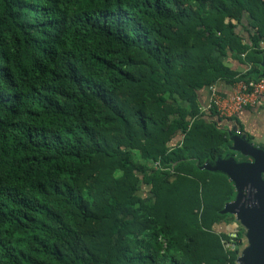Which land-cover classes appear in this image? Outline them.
<instances>
[{
    "label": "trees",
    "instance_id": "16d2710c",
    "mask_svg": "<svg viewBox=\"0 0 264 264\" xmlns=\"http://www.w3.org/2000/svg\"><path fill=\"white\" fill-rule=\"evenodd\" d=\"M263 60L264 0H0V264L233 263L198 90Z\"/></svg>",
    "mask_w": 264,
    "mask_h": 264
},
{
    "label": "water",
    "instance_id": "95a60500",
    "mask_svg": "<svg viewBox=\"0 0 264 264\" xmlns=\"http://www.w3.org/2000/svg\"><path fill=\"white\" fill-rule=\"evenodd\" d=\"M228 139L233 154L217 158L212 165L206 163L203 168L224 173L233 184L235 197L221 212L233 215L246 231L248 245L237 262L264 264V148L236 130L229 133Z\"/></svg>",
    "mask_w": 264,
    "mask_h": 264
},
{
    "label": "crops",
    "instance_id": "0c3cea01",
    "mask_svg": "<svg viewBox=\"0 0 264 264\" xmlns=\"http://www.w3.org/2000/svg\"><path fill=\"white\" fill-rule=\"evenodd\" d=\"M243 58V56H241ZM264 61V60H263ZM228 66L238 72L239 74H244L250 69V65H245L241 60L236 58L226 59ZM261 73L263 75V66L261 62ZM216 87L217 93L221 96H229L233 90V84H227L223 82H218L214 84ZM209 97L208 87H203L198 90V99L200 102V107L203 111L207 105ZM221 128L224 129L229 137L231 131H238L243 134L246 138H250V142H253L255 145H258L261 148H264V95L259 98L257 105L254 107L245 108L237 115L230 119H224L222 121ZM248 140V139H247ZM233 216V215H232ZM234 217V216H233ZM240 226L236 220L224 221L215 226L217 231L221 232H232L237 231Z\"/></svg>",
    "mask_w": 264,
    "mask_h": 264
},
{
    "label": "built area",
    "instance_id": "2783aa9c",
    "mask_svg": "<svg viewBox=\"0 0 264 264\" xmlns=\"http://www.w3.org/2000/svg\"><path fill=\"white\" fill-rule=\"evenodd\" d=\"M243 56V54H241ZM209 97L205 110L215 109L218 117L230 119L245 108L257 105L259 98L264 95V76L256 80H238L233 84V90L229 96H221L216 91L214 84L208 87ZM153 167L158 168L159 162H153ZM220 242L225 250L241 252L242 236L237 231L227 233V238H221ZM237 253V257H238ZM239 264L237 259L232 263Z\"/></svg>",
    "mask_w": 264,
    "mask_h": 264
},
{
    "label": "rangeland",
    "instance_id": "374dc122",
    "mask_svg": "<svg viewBox=\"0 0 264 264\" xmlns=\"http://www.w3.org/2000/svg\"><path fill=\"white\" fill-rule=\"evenodd\" d=\"M258 146V145H257ZM238 158H239V156H238ZM235 219V218H234ZM239 226H241L240 224H239ZM242 227V226H241ZM243 228V230H244V233H243V236H242V246H241V248L243 249V248H245L247 245H248V240H247V237H246V231H245V228L244 227H242ZM242 249H241V251H242ZM241 254V252L239 251V253H238V257H239V255ZM237 257V258H238ZM236 258V259H237Z\"/></svg>",
    "mask_w": 264,
    "mask_h": 264
},
{
    "label": "flooded vegetation",
    "instance_id": "af4514ba",
    "mask_svg": "<svg viewBox=\"0 0 264 264\" xmlns=\"http://www.w3.org/2000/svg\"><path fill=\"white\" fill-rule=\"evenodd\" d=\"M237 158H238V156H237ZM241 159H243V158H241Z\"/></svg>",
    "mask_w": 264,
    "mask_h": 264
}]
</instances>
